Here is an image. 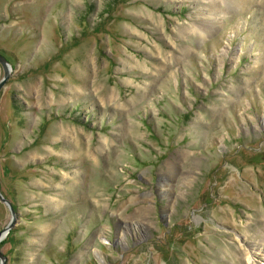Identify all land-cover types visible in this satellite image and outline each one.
<instances>
[{"label": "rangeland", "instance_id": "obj_1", "mask_svg": "<svg viewBox=\"0 0 264 264\" xmlns=\"http://www.w3.org/2000/svg\"><path fill=\"white\" fill-rule=\"evenodd\" d=\"M0 53L7 264L264 261V0H0Z\"/></svg>", "mask_w": 264, "mask_h": 264}, {"label": "water", "instance_id": "obj_2", "mask_svg": "<svg viewBox=\"0 0 264 264\" xmlns=\"http://www.w3.org/2000/svg\"><path fill=\"white\" fill-rule=\"evenodd\" d=\"M0 64H1V66L3 68V76L0 79V88H1L4 85V83L6 82L8 76H9L10 70H11V66H10L8 60L1 53H0ZM0 200L3 203H5L11 210V218H10L9 222L0 231V242H1V240L6 236V234L11 230V228L15 224L16 214H15V211L12 208L9 200L3 196L2 192H1V189H0ZM0 264H7V256L4 255V253L1 251V249H0Z\"/></svg>", "mask_w": 264, "mask_h": 264}, {"label": "bare ground", "instance_id": "obj_3", "mask_svg": "<svg viewBox=\"0 0 264 264\" xmlns=\"http://www.w3.org/2000/svg\"><path fill=\"white\" fill-rule=\"evenodd\" d=\"M256 254L264 255V246H262V247L258 246L256 248ZM254 255L255 254L247 255L246 259H247L249 264H256V259H255ZM261 264H264V261Z\"/></svg>", "mask_w": 264, "mask_h": 264}]
</instances>
